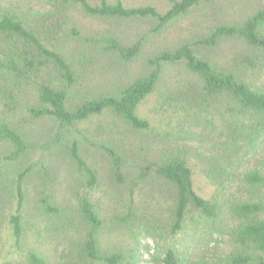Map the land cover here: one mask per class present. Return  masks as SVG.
<instances>
[{
	"label": "trees",
	"instance_id": "trees-1",
	"mask_svg": "<svg viewBox=\"0 0 264 264\" xmlns=\"http://www.w3.org/2000/svg\"><path fill=\"white\" fill-rule=\"evenodd\" d=\"M30 1L9 0L7 5L0 2V143L13 146L4 160L16 162L26 157L33 147L23 130L26 121L51 117L56 129L48 148L64 144L60 151H65V157L75 170L85 174L87 185L95 187L105 165L97 168L89 161L83 143L97 144L108 163L105 169L116 185L108 198V209L80 194L75 196L73 208L72 193L60 196L51 187L52 176L61 167L59 159L51 158L48 165L42 163V170L37 171L42 172V187L33 194L28 190V180L34 175L36 164L25 165L15 174L13 183L6 182L7 187L11 185L12 201H15V209L7 219L13 250L19 251L17 249L27 241L26 208L33 202L37 217L48 224L44 227L54 228L57 233V246L66 245L63 260L55 264H73L78 254L82 264H121L125 258L123 252L117 249L103 253L100 250L103 234L123 237L132 251L140 237L148 234L167 244L165 248L160 246L158 264H180L173 241L192 226L197 216L215 221L222 206L198 190L194 169L180 151H164L161 159L147 157L141 164L128 163V151L132 152L134 145L144 147L147 138L139 141L135 138L133 145L125 137L126 127L135 134L151 129V121L140 114L139 108L158 89L165 71L169 67H180L183 73L175 76L182 77L168 83L162 92L166 100L164 107L169 113L177 114L176 125L180 129L188 125L186 121L190 126L201 122L212 125L235 153L244 146H255L264 135V89L253 83L256 76L253 70H262L258 68V59H264V0L260 7L238 22L221 23L197 40L157 51L147 59L149 70L121 85L117 94L87 99L75 108L68 105L70 91L91 75L90 58L87 57L91 48L97 46L94 50L103 48L114 53L121 62L135 61L143 53L151 33L162 32L177 19L203 5L211 6L215 0H170V8L165 12L151 4L129 6L121 0H44L49 9L39 11ZM74 11L98 19L152 18L155 25L126 45L115 34L87 35L79 26ZM233 38H239L254 50L253 54L242 58L240 68L228 66L217 57H207L200 51L205 48L214 54ZM224 95L237 103L239 110L247 112L248 122L227 120L220 127L201 117ZM105 114L119 121L103 122L105 128L86 130L83 126ZM116 124L124 138L113 131ZM153 177L166 186V198L171 202V214L167 226L163 227L155 218L161 212L160 201L156 199L152 203L145 195L140 201L136 199L137 186L151 183ZM243 181L258 192L264 191V173L260 170L247 172ZM1 182L4 186L0 185V189L5 190V182L0 177ZM253 193L258 195L256 191ZM259 195L256 200H244L230 209L239 222L231 235L235 250L229 257V264H264V219L260 217L264 212V193ZM11 196L2 201L3 205ZM159 196L162 197V193ZM80 228L82 234L77 238ZM15 259L31 264L44 262L33 249L27 251L26 257ZM12 262L11 258L6 264Z\"/></svg>",
	"mask_w": 264,
	"mask_h": 264
},
{
	"label": "rangeland",
	"instance_id": "rangeland-1",
	"mask_svg": "<svg viewBox=\"0 0 264 264\" xmlns=\"http://www.w3.org/2000/svg\"><path fill=\"white\" fill-rule=\"evenodd\" d=\"M121 1L129 6L151 4L162 12L168 10L171 5L170 0ZM0 2L3 5L9 4L7 3L9 0H1ZM262 2L263 0H215L211 6L203 5L177 19L162 32L151 33L147 38L143 53L132 62H121L116 54L105 51L103 48L96 50L94 49L97 46L91 48L88 52L89 56L87 55L90 58L91 75L87 78L84 77L83 81L71 89L69 107L75 108L87 99L101 95L117 94L121 85L149 70L147 59L157 51L165 47H172L177 43L197 40L221 23L238 22L245 15L260 7ZM30 3L39 11L49 9V5L44 0H31ZM74 13L78 18L79 26L87 35L115 34L126 45L132 44L155 25V20L152 18L98 19L84 16L79 11H74ZM200 51L207 57L210 55L214 58L217 57L220 62L239 68L242 65V58L254 52L239 38L226 41L221 49L214 54L205 48L200 49ZM258 61V68L262 70H253L256 73L253 83L256 87L264 89V59L261 58ZM253 71H250V74ZM181 73L183 71L180 67H169L165 71L158 89L139 108L140 114L151 121L152 127L148 132L135 134L126 127L125 137L133 145L135 138L137 141L142 137L147 138L144 147L134 145L132 146L133 151H128V163L130 162L131 165L141 164L147 157L158 160L164 156V151L167 153L170 150L180 151V154L186 155L189 164L194 169L198 190L209 198L212 197L218 201L222 209L215 221L202 220L197 216L192 226L189 225L190 227L173 241V245L179 252L180 264H229V257L235 250L231 235L239 222L238 218L232 215L230 209L244 200H256L260 197L259 193L262 196L264 193L262 189L258 192L256 188L245 184L243 181L244 176L249 171L260 170L264 173V135L255 146H244L240 152L235 153L236 150L226 146L225 139L220 137L219 130L212 125L207 126L201 122V124L197 123L190 126V123L186 121L185 123L188 125L180 129L176 125L177 120H174L177 114L169 113L164 107L166 100L162 97V92L168 83H173L178 77H182L181 75L175 76ZM173 104H175L174 101ZM238 110L239 105L224 95L211 104L210 110L204 112L201 117L220 127L223 126V121L227 120H234L239 123L248 122L247 112L241 111L242 109ZM109 121L118 122L119 120L114 119L110 114H105L99 119L83 124V126L86 130L97 127L105 128L103 122ZM180 125L182 126L181 123ZM55 129L56 122L51 117L30 118L26 121L23 130L27 134V141L33 147L26 157L16 162L4 160V157L13 150V146L5 142L0 143V177L5 182V190L4 188L0 189V264H6L11 258L12 264H31L15 258L26 257L27 251L32 249L37 251L41 259L44 260L42 264H55V262L63 260L66 249V245L57 246V233H55L54 228L44 227L48 224L40 221L36 215L34 204L31 202L26 208L27 241L23 243L20 249H17L19 251H16L15 248L13 250L14 243L7 219L15 209V201H12L11 185L7 187L6 182L13 183L15 174L25 165L36 164L34 175L30 176L28 180V190L31 194L42 187L43 181L40 177L42 172L37 173L42 168V163L47 162L48 165L49 160L56 157L61 161V167L55 170L51 187L59 192L60 196H70L72 193L71 204L73 208L76 206L74 199L77 194L87 195L94 203L105 209L110 206L108 198L114 192L116 184L105 169L108 163L105 161L106 158L102 151L93 142L83 143L86 147L84 152L85 155H88L89 161L97 168H100V165H105L102 167L98 184L95 187H90L86 183L85 174L75 170L65 157V151H60L61 148L65 147L64 144L53 145L51 149L48 148L54 139ZM113 131L124 138V134L118 130V124L113 127ZM239 143H243L242 139H239ZM151 181V183H145L146 187H144L145 184L137 186L136 199L140 201L144 195V197L149 196L152 203L158 199L161 203L159 206L161 212L155 218H157L159 226H167V220L171 214V202L166 198L168 196L165 190L166 186L156 177H153ZM0 185L2 186L3 183L1 182ZM128 186V184L125 186L126 189ZM126 189H124L125 196L127 195ZM253 191H256L258 195L254 194ZM161 193L162 197L159 196ZM8 196L11 198L3 205L2 201ZM260 217L264 219V212L260 214ZM81 234L80 228L77 238ZM101 239L100 250L103 253L116 252L117 249L124 253L125 258L121 264H158V258L162 251L160 246L165 248L167 245L166 242H161L148 234H143L140 237L134 251L130 249L127 240H124L123 237H110L103 234ZM74 258L76 260L73 264H82L79 254Z\"/></svg>",
	"mask_w": 264,
	"mask_h": 264
}]
</instances>
